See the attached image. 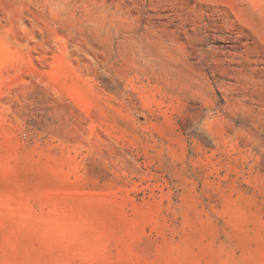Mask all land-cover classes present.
I'll use <instances>...</instances> for the list:
<instances>
[{
	"label": "rangeland",
	"instance_id": "rangeland-1",
	"mask_svg": "<svg viewBox=\"0 0 264 264\" xmlns=\"http://www.w3.org/2000/svg\"><path fill=\"white\" fill-rule=\"evenodd\" d=\"M0 264H264V0H0Z\"/></svg>",
	"mask_w": 264,
	"mask_h": 264
}]
</instances>
